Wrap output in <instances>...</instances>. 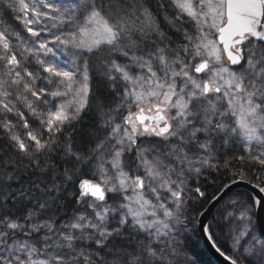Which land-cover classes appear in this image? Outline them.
Wrapping results in <instances>:
<instances>
[{
    "label": "snow or ice",
    "instance_id": "snow-or-ice-1",
    "mask_svg": "<svg viewBox=\"0 0 264 264\" xmlns=\"http://www.w3.org/2000/svg\"><path fill=\"white\" fill-rule=\"evenodd\" d=\"M259 212L264 0H0V264H264Z\"/></svg>",
    "mask_w": 264,
    "mask_h": 264
},
{
    "label": "trees",
    "instance_id": "trees-1",
    "mask_svg": "<svg viewBox=\"0 0 264 264\" xmlns=\"http://www.w3.org/2000/svg\"><path fill=\"white\" fill-rule=\"evenodd\" d=\"M15 23V21H13ZM212 177H217L215 172L212 173ZM209 177L207 179H203V183L201 184V188L206 191L208 197H211L216 189L224 182H227L231 179V176H223L220 175L218 178L213 179ZM87 178V177H85ZM239 192H246L243 190H238ZM208 204L205 203L204 207H207ZM188 251L193 254V258L197 259L198 264H215V262L211 259L207 251L204 249L200 239L198 236H194L191 241L188 242Z\"/></svg>",
    "mask_w": 264,
    "mask_h": 264
},
{
    "label": "water",
    "instance_id": "water-1",
    "mask_svg": "<svg viewBox=\"0 0 264 264\" xmlns=\"http://www.w3.org/2000/svg\"><path fill=\"white\" fill-rule=\"evenodd\" d=\"M249 188H250V186L245 187L244 185H240V187L237 189V191L238 190H243V191H246L247 192V191H249ZM258 228H264V212H259V224H258ZM200 241H201L204 249L207 251V253L211 257V259L215 262V264H223L222 257H219L218 254H214V252L209 251L205 247V243H204V240L203 239H200Z\"/></svg>",
    "mask_w": 264,
    "mask_h": 264
}]
</instances>
